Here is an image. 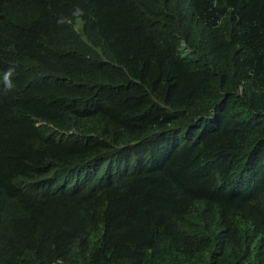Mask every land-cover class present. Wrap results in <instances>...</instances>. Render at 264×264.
<instances>
[{"label": "trees", "instance_id": "16d2710c", "mask_svg": "<svg viewBox=\"0 0 264 264\" xmlns=\"http://www.w3.org/2000/svg\"><path fill=\"white\" fill-rule=\"evenodd\" d=\"M0 264H264V0H0Z\"/></svg>", "mask_w": 264, "mask_h": 264}, {"label": "clouds", "instance_id": "9594fccd", "mask_svg": "<svg viewBox=\"0 0 264 264\" xmlns=\"http://www.w3.org/2000/svg\"><path fill=\"white\" fill-rule=\"evenodd\" d=\"M5 79L7 80V75L5 76Z\"/></svg>", "mask_w": 264, "mask_h": 264}]
</instances>
